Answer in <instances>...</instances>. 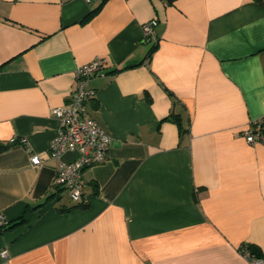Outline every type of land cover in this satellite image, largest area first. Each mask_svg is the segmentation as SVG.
I'll return each mask as SVG.
<instances>
[{"label":"crops","instance_id":"obj_1","mask_svg":"<svg viewBox=\"0 0 264 264\" xmlns=\"http://www.w3.org/2000/svg\"><path fill=\"white\" fill-rule=\"evenodd\" d=\"M96 57L85 110L112 143L73 207L54 183L52 109ZM263 116L264 0H0V213L19 222L0 264H250L264 143L243 130Z\"/></svg>","mask_w":264,"mask_h":264},{"label":"built area","instance_id":"obj_2","mask_svg":"<svg viewBox=\"0 0 264 264\" xmlns=\"http://www.w3.org/2000/svg\"><path fill=\"white\" fill-rule=\"evenodd\" d=\"M87 3L91 0H85ZM157 21L152 19L142 26L143 37L155 39L154 28ZM105 65V59L96 57L90 62L78 66L75 70V83L69 100L65 105L52 109V114L59 122V130L52 140L49 151L56 160V176L54 183L63 187L72 202H81L84 196V182L82 172L85 168L102 163L112 143L111 136L93 118L86 114L85 104L94 96L89 87V81L98 75ZM248 143H264V116L249 122L243 130ZM11 138L10 142H14ZM77 152V156L70 162H64L61 156L65 152ZM30 162L37 166L41 163L38 154L30 155ZM7 223L0 213V226ZM241 254L250 264H264V256H255L246 248H241ZM1 264H9L4 260Z\"/></svg>","mask_w":264,"mask_h":264},{"label":"trees","instance_id":"obj_3","mask_svg":"<svg viewBox=\"0 0 264 264\" xmlns=\"http://www.w3.org/2000/svg\"><path fill=\"white\" fill-rule=\"evenodd\" d=\"M97 10V9H96ZM96 10H93L91 13H89L88 15H87V19L90 17V16H92L95 12H96ZM1 149H3V147L2 146H0V150ZM74 203V206L73 207H84V206H87L86 204H79L80 202H78V203H75V202H73ZM19 222L18 221H14V222H8L7 221V223L5 224V225H3V226H0V232H2V231H4V230H6V229H9V228H11V227H13L14 225H16V224H18ZM242 248H246L251 254H253V255H255V256H260V255H258L252 248H251V246H243Z\"/></svg>","mask_w":264,"mask_h":264}]
</instances>
